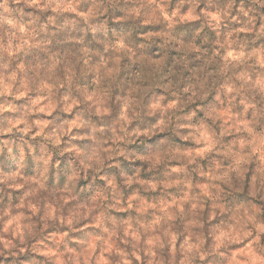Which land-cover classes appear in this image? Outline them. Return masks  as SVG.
<instances>
[{
    "label": "clouds",
    "instance_id": "9594fccd",
    "mask_svg": "<svg viewBox=\"0 0 264 264\" xmlns=\"http://www.w3.org/2000/svg\"><path fill=\"white\" fill-rule=\"evenodd\" d=\"M0 264H264V0H0Z\"/></svg>",
    "mask_w": 264,
    "mask_h": 264
}]
</instances>
